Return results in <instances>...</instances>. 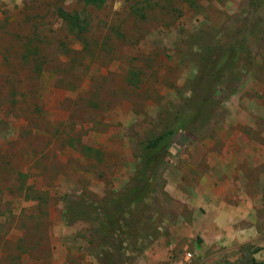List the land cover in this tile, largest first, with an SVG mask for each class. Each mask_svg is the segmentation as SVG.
<instances>
[{
	"label": "rangeland",
	"instance_id": "374dc122",
	"mask_svg": "<svg viewBox=\"0 0 264 264\" xmlns=\"http://www.w3.org/2000/svg\"><path fill=\"white\" fill-rule=\"evenodd\" d=\"M219 186L263 240L192 264H252L264 0H0V264H143L181 222L202 243L190 200Z\"/></svg>",
	"mask_w": 264,
	"mask_h": 264
},
{
	"label": "crops",
	"instance_id": "0c3cea01",
	"mask_svg": "<svg viewBox=\"0 0 264 264\" xmlns=\"http://www.w3.org/2000/svg\"><path fill=\"white\" fill-rule=\"evenodd\" d=\"M215 181L218 180L215 179ZM197 191L198 197L196 196V201L194 197L190 200V204L192 202L196 204L190 207L193 209V216L201 218L194 227L193 235L200 233L203 237V242H199L195 236L187 239V228L183 227L184 224L182 225L181 222L179 227L171 231L169 240H167L171 241L170 243H166L164 242L166 241L164 238H160L143 253L146 258L143 264H173L175 260L169 256V249L171 247L179 251V253L175 252L178 256H182L186 251L192 252L193 256L194 254L201 255V253L204 255L207 251L211 250L212 255H209L206 259L212 258L214 262H223L226 261V258L235 259L241 247L250 244L258 245L263 240L259 236L258 231L255 230L252 219L254 210L252 205H249L250 198L247 195L242 196L232 192L229 194L233 196L230 195L231 198H228L229 194L224 192V188L221 186L211 192L212 195L210 196L207 193V189H197ZM188 192L186 190V193ZM165 243L166 246H164ZM259 249L255 256L258 260L264 258L263 246L259 247ZM197 260L200 264L205 262L203 256H198ZM93 261L97 263L95 260H89V263L95 264Z\"/></svg>",
	"mask_w": 264,
	"mask_h": 264
},
{
	"label": "trees",
	"instance_id": "16d2710c",
	"mask_svg": "<svg viewBox=\"0 0 264 264\" xmlns=\"http://www.w3.org/2000/svg\"><path fill=\"white\" fill-rule=\"evenodd\" d=\"M167 139V133L165 134H160L155 136V138L149 142L146 146V148H159L160 145H162V143H164ZM143 156H145V154H143ZM252 264H264V260L263 261H258L256 259L253 258L252 260Z\"/></svg>",
	"mask_w": 264,
	"mask_h": 264
},
{
	"label": "built area",
	"instance_id": "2783aa9c",
	"mask_svg": "<svg viewBox=\"0 0 264 264\" xmlns=\"http://www.w3.org/2000/svg\"><path fill=\"white\" fill-rule=\"evenodd\" d=\"M193 257L192 252L186 251L182 256H179L173 264H192Z\"/></svg>",
	"mask_w": 264,
	"mask_h": 264
}]
</instances>
